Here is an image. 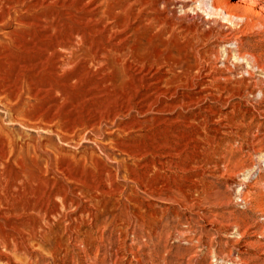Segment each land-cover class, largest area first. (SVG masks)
Here are the masks:
<instances>
[{"label": "rangeland", "instance_id": "374dc122", "mask_svg": "<svg viewBox=\"0 0 264 264\" xmlns=\"http://www.w3.org/2000/svg\"><path fill=\"white\" fill-rule=\"evenodd\" d=\"M144 1L0 0V264H264V0Z\"/></svg>", "mask_w": 264, "mask_h": 264}, {"label": "bare ground", "instance_id": "6f19581e", "mask_svg": "<svg viewBox=\"0 0 264 264\" xmlns=\"http://www.w3.org/2000/svg\"><path fill=\"white\" fill-rule=\"evenodd\" d=\"M91 2V1H90ZM150 2H147V1H144L143 2V5H142V7H143V11H145L146 10V7L148 6V5H151V7H152V9L153 10H155V8H156V6H157V0H152L151 1V4H149ZM211 6V8H212V10H214V11H218L219 10V8H216L215 6H213V5H210ZM93 8V7H92ZM223 11V10H222ZM150 12H152V11H150ZM155 12V11H154ZM153 12V13H154ZM159 13V12H158ZM223 13H225V16H226V18H230L231 17V15L228 13V12H226V11H223ZM146 15V14H145ZM144 18H146L145 16H144ZM148 18V17H147ZM147 20V19H146ZM146 27H148V26H146ZM103 32V31H102Z\"/></svg>", "mask_w": 264, "mask_h": 264}]
</instances>
